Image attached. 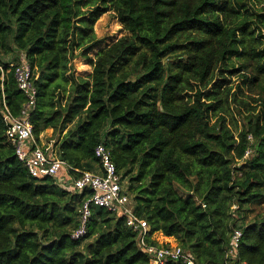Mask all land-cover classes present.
I'll use <instances>...</instances> for the list:
<instances>
[{"label": "trees", "instance_id": "1", "mask_svg": "<svg viewBox=\"0 0 264 264\" xmlns=\"http://www.w3.org/2000/svg\"><path fill=\"white\" fill-rule=\"evenodd\" d=\"M108 11L124 34L91 58ZM75 52L91 68L86 77L73 72ZM22 60L37 92L33 138L52 129L68 175L31 177L6 139L5 112L18 117L27 102L13 72ZM228 75L257 96L254 106L231 97ZM230 102L247 113L236 135ZM99 144L150 236L172 238L196 264H264V7L0 0V264H149L124 218L105 209L92 208L86 234L71 238L90 193L67 187L82 171L101 172Z\"/></svg>", "mask_w": 264, "mask_h": 264}, {"label": "built area", "instance_id": "2", "mask_svg": "<svg viewBox=\"0 0 264 264\" xmlns=\"http://www.w3.org/2000/svg\"><path fill=\"white\" fill-rule=\"evenodd\" d=\"M13 72L17 88L27 99L20 116L14 117L8 111L4 115L5 136L13 148L14 156L33 178H55L61 173L68 175V171L72 168L58 159L53 152L44 150L36 144L33 138L32 127L27 116L28 112L34 108L37 92L31 80L29 65L22 60L13 67ZM94 157L101 172L82 171L67 187L78 193L83 191L90 193L81 204L79 227L72 233L71 238L73 240L82 238L86 234L91 209L102 208L124 218L125 225L136 234L138 247L149 257V264H164L167 261L196 264L193 258L178 245L155 246L148 243L152 240L148 224L133 212L131 202L121 185L120 175L116 172L108 150L99 144L94 149ZM241 235L239 230L232 233L229 256H233L237 251Z\"/></svg>", "mask_w": 264, "mask_h": 264}, {"label": "rangeland", "instance_id": "3", "mask_svg": "<svg viewBox=\"0 0 264 264\" xmlns=\"http://www.w3.org/2000/svg\"><path fill=\"white\" fill-rule=\"evenodd\" d=\"M247 8L250 11L253 10H260L264 7V4H261L257 0H244ZM94 32L96 37L99 40H102V43L100 44L97 49L92 51L90 53V57L93 58L97 50L101 47L106 46L107 44L113 42L115 39L121 37L124 34V31L121 29V26L117 22L116 18L114 17V14L111 11L106 12L103 14L99 20L96 22L94 26ZM75 57L71 60V67L73 68V72L75 75L80 77H86L90 74L91 68L88 66L87 61L78 56L77 52L74 53ZM228 84L225 86L226 88L231 87L230 93L232 94L231 97L234 94V97L239 100H242L244 102H248L249 106H254L255 104L252 102L253 98H256L257 96L251 93L245 86L241 84V78H239L238 75L233 76H227ZM230 97V98H231ZM230 113L228 114L227 123L230 125V128L234 131V134L236 135L238 131H240L244 127L246 116V110L241 105H236L235 103L230 102ZM240 113V114H239ZM237 130V132H236ZM49 140H53V142L56 140V136H51ZM48 141V140H47ZM49 151L53 150V143H49ZM46 146V145H45ZM125 188V187H124ZM257 211L259 214H264V206L257 207ZM161 235H158V238L160 240ZM172 244V245H171ZM171 244L167 245H177L175 241H172Z\"/></svg>", "mask_w": 264, "mask_h": 264}, {"label": "crops", "instance_id": "4", "mask_svg": "<svg viewBox=\"0 0 264 264\" xmlns=\"http://www.w3.org/2000/svg\"><path fill=\"white\" fill-rule=\"evenodd\" d=\"M51 136H52V129L45 130V132L39 138L40 142L38 143V145H40L42 148H44V150H49V146H50L49 143L50 142L54 143L53 140H49V138H51ZM50 152H54V150H50ZM62 174L65 175V173H61V176H62ZM158 235H161V233L153 234L152 239L155 240L160 245L161 244H171V242L174 241L172 238L164 237L162 235H161L160 240H159Z\"/></svg>", "mask_w": 264, "mask_h": 264}]
</instances>
